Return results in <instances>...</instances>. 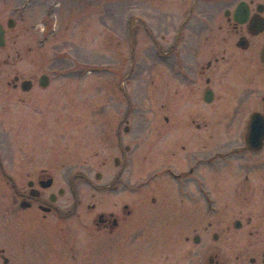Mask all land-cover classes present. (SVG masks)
Wrapping results in <instances>:
<instances>
[{
  "label": "flooded vegetation",
  "instance_id": "af4514ba",
  "mask_svg": "<svg viewBox=\"0 0 264 264\" xmlns=\"http://www.w3.org/2000/svg\"><path fill=\"white\" fill-rule=\"evenodd\" d=\"M65 1L0 0V92L49 85L2 66L48 63ZM146 1L141 121L132 58L100 109L96 183L48 151L0 154V264H264V0Z\"/></svg>",
  "mask_w": 264,
  "mask_h": 264
},
{
  "label": "rangeland",
  "instance_id": "374dc122",
  "mask_svg": "<svg viewBox=\"0 0 264 264\" xmlns=\"http://www.w3.org/2000/svg\"><path fill=\"white\" fill-rule=\"evenodd\" d=\"M65 2L66 7L54 18L58 20L57 31L42 45L43 49H39L48 54L49 59L45 60L48 63L33 64L38 57L34 50L18 65L2 66L7 74H12L13 69H19L25 75L39 76L45 72L51 80L47 87L38 86L22 94L4 85L0 92V154L3 159L13 160L21 153L42 155L48 151L56 159L55 170L62 169L61 161L65 159L71 171L86 169L90 174V179L86 180L96 183L95 173L100 170L96 155L101 148L97 136L100 109L111 102L113 95L109 93L108 84L117 68L120 70L124 64H130L132 58L136 65L134 102L139 108L135 125L141 121L144 105L142 67L148 58L144 20L148 3L146 0ZM36 16L28 13V17L19 23L20 30H24L26 23L31 25ZM153 21L157 22L155 14ZM35 38L36 32L32 28L22 31L21 45L24 49L40 47ZM42 123L47 124L51 133L49 138L43 139L44 144L39 143L40 137L36 136ZM42 148H46L45 152ZM140 162H135L136 186L143 180L138 172L142 169ZM86 180L71 178V182H78L83 188L90 185Z\"/></svg>",
  "mask_w": 264,
  "mask_h": 264
},
{
  "label": "water",
  "instance_id": "95a60500",
  "mask_svg": "<svg viewBox=\"0 0 264 264\" xmlns=\"http://www.w3.org/2000/svg\"><path fill=\"white\" fill-rule=\"evenodd\" d=\"M4 44V35L3 32H0V45ZM41 83L43 86H46L48 84V76L43 75L41 79Z\"/></svg>",
  "mask_w": 264,
  "mask_h": 264
}]
</instances>
